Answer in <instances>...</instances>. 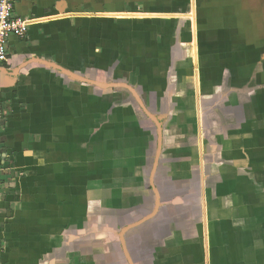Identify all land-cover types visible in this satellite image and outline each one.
Returning <instances> with one entry per match:
<instances>
[{"label":"crops","instance_id":"obj_1","mask_svg":"<svg viewBox=\"0 0 264 264\" xmlns=\"http://www.w3.org/2000/svg\"><path fill=\"white\" fill-rule=\"evenodd\" d=\"M14 8L0 264H264V0Z\"/></svg>","mask_w":264,"mask_h":264},{"label":"built area","instance_id":"obj_2","mask_svg":"<svg viewBox=\"0 0 264 264\" xmlns=\"http://www.w3.org/2000/svg\"><path fill=\"white\" fill-rule=\"evenodd\" d=\"M15 0H0V70L7 62L9 38H24L30 27V20L24 19L15 13ZM4 117L0 101V123ZM1 169V168H0ZM4 252V241L0 235V263Z\"/></svg>","mask_w":264,"mask_h":264}]
</instances>
